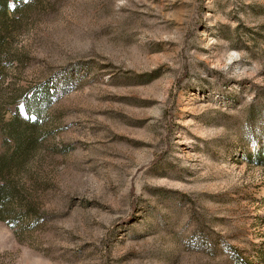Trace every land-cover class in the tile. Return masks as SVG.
Listing matches in <instances>:
<instances>
[{"label": "rangeland", "instance_id": "374dc122", "mask_svg": "<svg viewBox=\"0 0 264 264\" xmlns=\"http://www.w3.org/2000/svg\"><path fill=\"white\" fill-rule=\"evenodd\" d=\"M6 5L0 264H264V0Z\"/></svg>", "mask_w": 264, "mask_h": 264}, {"label": "trees", "instance_id": "16d2710c", "mask_svg": "<svg viewBox=\"0 0 264 264\" xmlns=\"http://www.w3.org/2000/svg\"><path fill=\"white\" fill-rule=\"evenodd\" d=\"M6 3H7V0H2V2L0 3V17H2L3 20H4L3 17H5L4 13H5L6 10H7V5H6ZM3 20H2V21H3ZM0 176H2V177L5 176L4 173H3L2 171L0 172Z\"/></svg>", "mask_w": 264, "mask_h": 264}]
</instances>
